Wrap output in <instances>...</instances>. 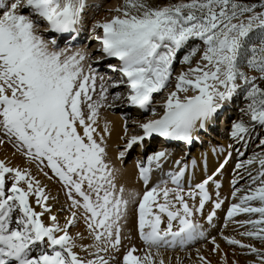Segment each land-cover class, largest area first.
I'll use <instances>...</instances> for the list:
<instances>
[{"label": "snow or ice", "instance_id": "obj_1", "mask_svg": "<svg viewBox=\"0 0 264 264\" xmlns=\"http://www.w3.org/2000/svg\"><path fill=\"white\" fill-rule=\"evenodd\" d=\"M87 7V0H0V144L7 140L28 165L59 184L65 204L58 211L68 212L61 223L54 214L58 195L29 167L0 160V264H173L164 252H184L204 240L228 264L196 217L215 226L224 203L216 177L231 152L193 184L187 162L176 160L165 173L171 153L151 144L159 138L191 145L234 106L239 118L230 120V139L244 147L258 141L262 151L237 162L230 181L236 202L227 208L224 227L244 229L238 232L244 240L223 235V228L221 239L233 255L239 249L252 257L247 264H264V0H123L109 10L110 19L92 25L95 59L87 46L73 44ZM57 37L65 39L63 47ZM182 51V68L174 75ZM102 60L118 74L115 79L106 80L93 66ZM121 86L125 91L109 102V89ZM160 93H166L162 112L155 106L154 94ZM116 101L138 115L150 113L147 119L122 117L117 156L123 162L130 150L143 151L135 165L142 194L118 186V169L108 156V124L98 131L101 109ZM253 165L255 174L249 171ZM155 171L163 177L150 184ZM242 179L246 183L237 187ZM207 203L211 211L204 217ZM240 215L247 218L236 220ZM81 221L85 231L70 233ZM175 264L184 261L176 256ZM192 264L211 261L197 248Z\"/></svg>", "mask_w": 264, "mask_h": 264}, {"label": "bare ground", "instance_id": "obj_2", "mask_svg": "<svg viewBox=\"0 0 264 264\" xmlns=\"http://www.w3.org/2000/svg\"><path fill=\"white\" fill-rule=\"evenodd\" d=\"M122 3H123V0H87L88 7L86 8L85 13H84V20H83V24L80 26V32L86 31V34H84V36L87 34H91V28H92L93 23L97 20L110 19L111 13L109 10L116 8L117 6L121 5ZM85 27H87L88 30ZM80 32L77 33L78 37H81ZM44 35L46 37H50L51 33H44ZM87 38L86 39L84 38V41L82 43L75 41L76 43H73V44L76 46H80V47L87 46V48L94 54V59H95L97 44L94 42L95 40L92 39L91 36L90 37L88 36ZM59 39L60 38L57 37L58 43L60 44ZM89 44H90V46H89ZM63 46H61V47H63ZM104 64H106V62L101 63V65H95L94 64L93 66L98 67L100 72L103 71L104 74L107 76V78H108V76H111V77H113V79H115V77H117L118 74H113V75H112V73L108 74L107 73L108 69L103 67ZM113 64H115V63H113ZM116 64H118V61ZM181 68H182V66L177 65L174 62V69H175L174 75L178 74L179 71L181 70ZM107 78H106V80H107ZM110 90H113L112 93L114 92V94L117 91H120L122 93L125 91L123 86H121L119 89L110 88ZM165 95H166V93L154 94L155 106L158 108V110H160L159 105L163 102V98ZM109 102H111V99ZM117 103H120V101L114 102L113 107H108L107 112H104V114L100 118L101 127L103 128L105 123H107L109 126L110 133H111V135L109 137H107L108 156H109V159L112 161V163L115 165V167L118 169V172H117V184H118V186L123 185L124 188L126 189V192L127 191H134V192H139L142 194L144 191V185H143L142 181H140L138 178V170L136 169L135 165H136L137 161H139L141 159L142 155L144 154L143 151L139 148H135L133 150H130L129 153L126 154L123 162L117 160V156L119 154V151L123 147V141L120 140V136H122L124 134L123 133V119H122V117H126V116L130 115L132 117H136L139 119H147L150 117V113H147V114L140 113L139 115H138V113H136V114L135 113H129L126 115H120L118 113V111L115 110ZM121 106H123V105H121ZM160 111L162 112V110H160ZM220 117L223 118L224 115H221ZM229 126H230V123L228 124V127ZM228 127H227V123L225 121V118L223 120V125H222V123H219V119L216 121V123L210 124L208 126V130L201 133L200 140L194 141L195 144L194 145L192 144V150L191 151L187 150L185 147L184 148L179 147V148H174V149H172V147H170V146L162 147L159 144H157L156 141L152 142L151 147L153 149L167 148L168 151L171 153V157H170L169 161L167 163H165V165H164V172L165 173L170 171V170H174V167H175L174 162L176 160H181L182 164L184 162H187L189 164L190 172H194V175H193V178L191 181L193 184L200 182L204 178L205 172H207V174L210 175L216 169V167H218V165L221 162H223L224 158L228 155V153L231 152V157L229 158L228 163L225 165V168L222 170L223 174L221 176L216 177V179H218L222 185L221 188L219 189L220 198H222L223 197V190L227 189V191H229L228 192L229 194H231V192H232V187H231L230 181L232 180L233 175L235 174L234 173L235 164L239 161H243V160L247 159L249 156H252L254 153H257L258 151L259 152L262 151V149L260 147H258L257 143L253 144V146L249 150V149H246L244 146H242L239 143L228 140L227 139V137L229 136L228 132H227ZM129 129H130V131L132 130L131 122H129ZM209 132H211V133H209ZM213 132L215 134H213ZM207 134H209V135H207ZM203 141H204V143H203ZM201 142H202V144L200 146H203V147L199 148L198 143H201ZM179 143H182V142H179ZM9 145H10L9 148L13 147V145L11 143H9ZM184 145L186 147L188 146L187 144H184ZM229 145H232V147L229 148ZM205 147H207V148L205 149ZM220 149H222V150H220ZM238 151L243 152L244 155L238 156ZM187 157H189L188 160H186ZM0 160H4L6 163H9L10 166H13V167H17V166L29 167L33 176H35L37 179H39L41 181L42 185L47 186V189H46L47 191L51 192L52 195H58L59 203L54 204V214H56L58 216V218L60 219L61 223H63L64 216L68 215V212L66 209H65V211H62V212L58 211V209H60L61 205L65 204V196H64L63 191L60 190V185L57 183H54L52 181H49L46 177L43 176L42 173H40L37 170L36 165H28L25 162V160L23 159V157L21 158V156L16 154V153L8 154V152L6 153L5 151H2L0 149ZM193 160L196 161V165H197L194 170L191 168V161H193ZM255 169H256V167H255ZM250 170H251V168L249 169V171ZM45 171H49V174H50V170L45 169ZM239 171L241 172V174L246 175V173H244L243 169H241ZM162 177H163V173H161L159 171H155L152 174V180H151L150 184L158 182L159 179H161ZM245 183H246V180L242 179L239 181V184L237 185V187L243 186ZM187 184H188V181L186 180L185 181V190L186 191H187ZM169 186H171V185H169ZM209 192H210V194H212V199L215 200L216 189L213 186L209 185ZM213 193H214V195H213ZM228 196L229 195L227 194V197ZM229 199L231 201L227 199L229 202L227 204V206H229L230 203L236 202L232 198H229ZM189 203H191V201H189ZM223 207H225V208L223 209ZM227 208H226V204L224 202L222 204L221 208L216 210V218H215V226L214 227H209L207 222H206V219H204L203 217H199V216L196 217V219H198L200 221V223L204 226V228L206 230V234L208 235V239L215 237L217 243H220L222 240L221 239V233H220L221 228H223V235H225V233L228 231L227 230L228 228H230V227L232 228V226H233L234 228L232 229V231L233 230L235 231V229H236L235 226H237L235 224L229 223L227 227H224V217L226 215ZM36 210L39 211V208H37ZM222 210H224V211L222 212ZM210 211H211V203H207L205 205L204 210H203L204 217H206L208 212H210ZM221 213H222L223 218L221 216ZM244 217H245L244 215H240V216L235 217V219L236 220H242V218H244ZM129 227H131V225ZM229 230H231V229H229ZM77 231H80V232L85 231V228H84L82 221L76 227L70 229V233H73V234ZM133 235H134V233H133ZM87 242H89V241H85V243H87ZM135 243L137 244V246H140L138 240H136ZM208 244L209 243L207 240L198 241L194 245L189 246L186 249V251H184V252H180L179 250H176V251H172V252H164L163 255H164V258L166 261L168 260V257L171 256L173 264H175L176 256H180L181 259L184 261V264H192V262L196 261V249L197 248L200 249L201 254H203V255H206L207 253H209L211 251ZM219 245L221 246V244H219ZM189 255L191 256L192 261L188 260ZM219 257H220V255H219Z\"/></svg>", "mask_w": 264, "mask_h": 264}, {"label": "rangeland", "instance_id": "obj_3", "mask_svg": "<svg viewBox=\"0 0 264 264\" xmlns=\"http://www.w3.org/2000/svg\"><path fill=\"white\" fill-rule=\"evenodd\" d=\"M149 2L150 3H152L153 5H156V4H162V3H168V2H179V0H149ZM244 2H246V3H259L260 2V0H244ZM87 30H88V28L87 27H85ZM52 36V35H51ZM90 37L91 36V34H87V35H85V39L87 38V37ZM88 39V38H87ZM89 46H90V44H89ZM184 53H183V51L181 52V53H178V56H177V60L175 61V64H177V65H180V63H179V59L182 57V55H183ZM181 66V65H180ZM177 67V66H176ZM101 74H104V73H102V72H100ZM105 75V74H104ZM105 77L107 78V76L105 75ZM116 78V77H115ZM97 84L99 85V79L97 80ZM99 91V87L97 88V92ZM112 91L113 90H110L109 89V98L111 99V95H113L114 94V92L112 93ZM110 99H109V101H110ZM235 107V106H234ZM107 109H108V107H105V108H103V109H101V112H100V117H102V115L104 114V112H107ZM232 115H235L236 116V118H232L233 120L234 119H238L239 118V112H238V109L235 107V110H234V113H232ZM227 117H225V121H226V123H227V127H228V124L230 123V120H232V119H230V118H228V114L226 115ZM223 120H224V118H222V117H220L219 118V123H222V125H223ZM230 127H231V123H230V126L228 127V129H227V132H228V135H229V131H230ZM100 129H102V127H101V125H100V128L98 129V131L100 130ZM213 134H215L214 132H213ZM0 138H2V137H0ZM227 139L228 140H230V141H232L231 139H230V137L228 136L227 137ZM258 144V141H253V142H249L248 143V145L245 147L246 149H251V147L253 146V144ZM182 145V147L184 148H186L187 150H189V151H191L192 150V145H191V147H190V145H188L187 147L184 145V143H181ZM8 145V146H7ZM157 145V144H156ZM184 145V146H183ZM9 142L7 141V140H5V143L4 144H0V149L2 150V151H5L6 153L8 152V154H13V153H16V154H18V155H20L17 151H16V149L15 148H13V147H10L9 148ZM12 146V145H11ZM158 146V145H157ZM181 147V148H182ZM199 148L200 147H203V146H198ZM207 147H205V149H206ZM9 150V151H8ZM204 150V149H203ZM220 150H222V149H220ZM257 153H259V151L257 152ZM21 156V155H20ZM21 158H22V156H21ZM188 158L189 157H187V159L186 160H188ZM24 159V158H23ZM233 160V159H232ZM255 167H257L256 165H253L252 166V168H251V170L250 171H252L253 172V174H255ZM229 191H227V189H225V190H223V197L221 198L222 200H224V202H225V204H226V208L228 207L227 206V204L229 203L228 202V200H230L229 198H232L230 195L231 194H229L228 193ZM225 194V195H224ZM227 194L230 196H228L227 197ZM213 195H214V193H213ZM226 199V200H225ZM228 199V200H227ZM231 201V200H230ZM225 207H223V209H224ZM224 210H222V212H223ZM206 216V215H205ZM221 216H222V213H221ZM222 218H223V216H222ZM247 217L245 216L244 218H242V219H246ZM204 220V219H203ZM202 220V221H203ZM234 227L232 226V228L230 227V228H228L226 231V233H225V236H233V237H235L236 239H240V240H244V238L243 237H241V236H239V234H238V232L239 231H243L244 229H242V228H240V229H238V226H235V231L233 230L232 231V229H233ZM229 229H231V230H229ZM231 231V232H230ZM245 242H250V241H245ZM253 243H256V246L257 247H259L260 245H259V243L258 242H253ZM218 244H221V246H220V248L223 250V253L226 255V257H227V260H228V264H231V261L232 260H237L238 261V264H247V261L249 260V259H251L252 257H248V256H246V255H242L241 254V252H240V250L239 249H235V255H233V251H234V249H233V247H231V246H228L225 242H224V240L222 239L221 240V242L220 243H218ZM208 246L210 247V250H211V248L213 247V245L212 244H208ZM219 255H220V253L218 252V253H212L211 251L209 252V253H207L206 255H204L205 256V258L206 259H209L210 261H211V264H221V256L219 257ZM218 256V257H217ZM219 259V260H218Z\"/></svg>", "mask_w": 264, "mask_h": 264}]
</instances>
